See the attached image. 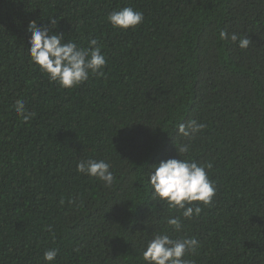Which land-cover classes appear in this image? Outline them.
I'll use <instances>...</instances> for the list:
<instances>
[{
  "label": "trees",
  "instance_id": "obj_1",
  "mask_svg": "<svg viewBox=\"0 0 264 264\" xmlns=\"http://www.w3.org/2000/svg\"><path fill=\"white\" fill-rule=\"evenodd\" d=\"M126 6L144 21L113 28ZM33 20L79 48L96 39L104 75L50 81L30 63ZM188 120L205 125L190 139ZM90 158L112 165L111 187L77 172ZM173 158L212 164L216 194L198 217L153 199L147 174ZM163 231L197 238L193 264H264V0H0V264H49V249L52 264H146Z\"/></svg>",
  "mask_w": 264,
  "mask_h": 264
},
{
  "label": "clouds",
  "instance_id": "obj_2",
  "mask_svg": "<svg viewBox=\"0 0 264 264\" xmlns=\"http://www.w3.org/2000/svg\"><path fill=\"white\" fill-rule=\"evenodd\" d=\"M107 20L116 29H135L144 21V14L126 6L110 12ZM28 31L31 35L28 51L30 63L38 66L50 81L58 83L62 88L71 89L85 83L89 80L90 74L104 75L106 57L101 54L96 39H90L88 48H79L72 41L65 42L63 34H54L49 28L38 26L34 20L30 21ZM219 35L221 40L230 39L233 43L238 42V47L241 49H247L251 43L247 36L239 37L235 33L229 36L224 30ZM14 109L24 122L34 116V113L28 112L23 100L17 101ZM204 128L205 125L197 120H188L178 125V133L190 139ZM177 152L183 157L189 153V145L181 144ZM111 168L112 165L105 160L91 158L81 160L77 164L78 173L96 178L104 182L106 187H111L115 180ZM211 168V163L198 164L185 158L161 161L147 174L153 189V199H159L170 208L182 212L183 218L198 217L203 207L211 205L216 194L214 182L208 175ZM70 202L74 203V201ZM166 223L176 232L183 227L180 215L169 216ZM198 245L199 241L194 236L176 239L167 231L155 233L143 251V260L146 264H193L185 256L186 253L196 252ZM57 255L58 250L49 249L45 251L43 258L52 264Z\"/></svg>",
  "mask_w": 264,
  "mask_h": 264
}]
</instances>
